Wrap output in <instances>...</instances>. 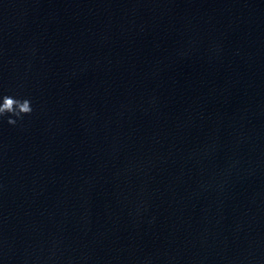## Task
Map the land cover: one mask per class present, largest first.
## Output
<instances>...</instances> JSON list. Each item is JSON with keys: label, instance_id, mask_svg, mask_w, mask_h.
I'll list each match as a JSON object with an SVG mask.
<instances>
[{"label": "water", "instance_id": "1", "mask_svg": "<svg viewBox=\"0 0 264 264\" xmlns=\"http://www.w3.org/2000/svg\"><path fill=\"white\" fill-rule=\"evenodd\" d=\"M4 95L0 264H264V0H0Z\"/></svg>", "mask_w": 264, "mask_h": 264}, {"label": "clouds", "instance_id": "2", "mask_svg": "<svg viewBox=\"0 0 264 264\" xmlns=\"http://www.w3.org/2000/svg\"><path fill=\"white\" fill-rule=\"evenodd\" d=\"M0 119L7 117V123L15 125L23 117L30 115L33 111L31 101L27 98L18 99L13 96L4 95L0 97Z\"/></svg>", "mask_w": 264, "mask_h": 264}]
</instances>
